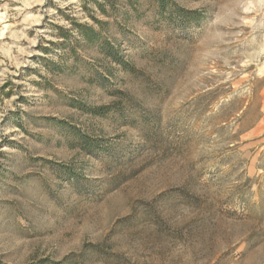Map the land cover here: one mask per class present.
<instances>
[{
  "label": "rangeland",
  "instance_id": "rangeland-1",
  "mask_svg": "<svg viewBox=\"0 0 264 264\" xmlns=\"http://www.w3.org/2000/svg\"><path fill=\"white\" fill-rule=\"evenodd\" d=\"M172 1L123 33L92 2L0 0V264H264V0ZM89 13L135 73L74 68L59 31Z\"/></svg>",
  "mask_w": 264,
  "mask_h": 264
},
{
  "label": "trees",
  "instance_id": "trees-1",
  "mask_svg": "<svg viewBox=\"0 0 264 264\" xmlns=\"http://www.w3.org/2000/svg\"><path fill=\"white\" fill-rule=\"evenodd\" d=\"M88 2H92L96 6L97 12L113 19L117 27L124 33L122 24H125L129 20V12H133L135 15H140V7L144 4L148 5L149 9L155 12V16L163 20L174 19V16H181L179 9L174 5L172 0H83V8L87 11ZM89 16L95 22V26L82 25L76 22H72L73 26L71 31L69 30H60L59 36L62 39V42L59 44L61 50L68 55L74 61L75 67H85L91 69V76L89 81L92 84H98L102 86H107L108 77L104 76L107 74L109 77L114 76V69L109 66H105V62L115 63L117 66L122 67L125 70H130V72L135 73L131 65L123 58L121 55L120 49L117 47V39H111L106 35L108 27L110 26L109 22H103L95 19L93 15L89 13ZM141 16V15H140ZM188 20L195 18L187 17ZM75 33V34H74ZM47 51V49H45ZM80 51L85 54L90 55L97 53L94 57V60L98 61L97 64H101L102 71H97L91 65L85 61L84 58L80 56ZM54 69L59 72L60 68L58 65H53ZM91 67V68H90ZM117 92L114 94H121L119 90L113 91ZM77 108H80L82 111L91 113L92 115L99 117H107L111 114L123 116V110L113 106H104L90 108L85 105H75ZM66 140H69V144L72 148H79L82 151L88 153L89 155L97 156L99 152H106L105 145L92 138L91 136L82 134L80 131L76 130L73 127L68 128L66 133ZM59 172L62 174V170L57 167ZM65 173L69 174L70 178H77L78 175L74 173L71 169L63 170Z\"/></svg>",
  "mask_w": 264,
  "mask_h": 264
}]
</instances>
